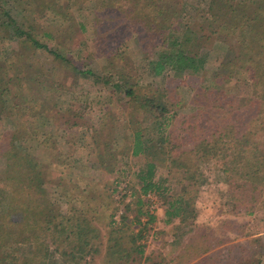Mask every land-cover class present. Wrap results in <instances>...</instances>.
<instances>
[{"label": "rangeland", "instance_id": "374dc122", "mask_svg": "<svg viewBox=\"0 0 264 264\" xmlns=\"http://www.w3.org/2000/svg\"><path fill=\"white\" fill-rule=\"evenodd\" d=\"M42 1H49L52 8L37 6ZM179 1L180 33L187 29L195 35L209 33V0ZM103 8V0H0V106L4 107L0 140L8 131L23 132L13 144L46 169L50 202L65 215L58 227L59 249L69 250L75 244L71 227L75 212H82L99 230L94 241L99 254L77 262L61 257L52 244L47 264H105V242L113 227L118 228L114 236L124 244L143 245L144 254L134 264H264V206L260 203L253 214L235 209L219 160L197 163L202 176L190 191L185 188L186 167L172 165L170 159L160 163L154 179L167 190L158 196L141 190L140 174L147 168L148 156L124 150L134 124L123 83L149 95L150 90L157 91L156 102L167 104L171 111L166 113L174 112L179 119L195 109L191 97L196 86L219 85L222 62L233 41L217 34L203 40L201 75L185 78L170 70L155 76L136 32L97 48L95 24ZM16 26L35 34L52 53L17 35ZM139 117L143 139L152 145L146 153L154 154L160 139L156 119L145 111ZM108 143L118 148L114 173L99 165L98 152ZM8 146L0 142L1 151ZM6 157L7 153L0 155V181L6 176ZM8 195L0 182V206ZM184 197L190 205L181 215L168 218L170 201ZM150 215L155 217L152 222ZM67 235L72 236L64 240Z\"/></svg>", "mask_w": 264, "mask_h": 264}, {"label": "trees", "instance_id": "16d2710c", "mask_svg": "<svg viewBox=\"0 0 264 264\" xmlns=\"http://www.w3.org/2000/svg\"><path fill=\"white\" fill-rule=\"evenodd\" d=\"M103 4L104 10L99 12L95 24L97 48L136 32L140 44L148 50L155 76L170 70L185 78L201 75L205 70L200 48L203 40L217 34L233 41L222 62L224 74L219 85L196 86L191 97L195 109L179 119L174 118V112L166 113L171 111L167 104L156 102L157 91L152 89L149 95L123 83L130 96V124H134L130 125L131 139L124 150L131 149L133 156H148L147 168L140 174L142 192L154 191L158 196L166 192L167 187L154 176L159 164L169 159L172 165L186 167L185 188L195 190L202 176L197 163L217 159L226 174L227 194L235 209L253 214L260 203L264 206V0H209L206 13L212 18V27L209 33L201 35H195L191 29L180 33L183 17L179 15V0H103ZM37 6L52 8L49 1ZM9 22L15 24L13 17L9 16ZM15 33L52 53L35 34L18 26ZM3 108L0 106V113ZM144 111L156 119L154 127L160 134L158 152L154 154L146 153L152 145L146 143L150 140L143 139L139 116ZM22 133L8 131L0 140L9 145L0 150L1 156L7 153L8 160L5 179L0 182L9 193L0 206V264H47L53 256L52 244L61 257L77 262L95 252L99 254L101 249L94 243L99 230L91 220L82 217V212H75V223L71 225L75 244L69 250L59 249L62 241L58 243V227L65 215L55 211L50 202L46 169L13 144ZM94 142L98 147L99 139ZM117 150L108 143L103 152H98L99 165L108 173L116 171ZM169 205L165 212L168 218L181 215L190 202L185 197L174 198ZM149 220L152 222L155 217L150 215ZM116 230L113 227L108 232L105 264H134L144 254L143 245L133 241L124 244L114 236ZM21 246L29 250L24 251Z\"/></svg>", "mask_w": 264, "mask_h": 264}]
</instances>
